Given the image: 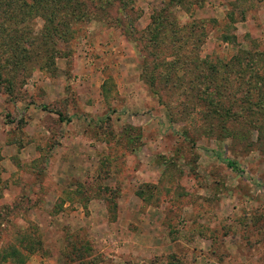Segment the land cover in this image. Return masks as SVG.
Here are the masks:
<instances>
[{
  "label": "rangeland",
  "instance_id": "374dc122",
  "mask_svg": "<svg viewBox=\"0 0 264 264\" xmlns=\"http://www.w3.org/2000/svg\"><path fill=\"white\" fill-rule=\"evenodd\" d=\"M86 1L0 17V264H264V0Z\"/></svg>",
  "mask_w": 264,
  "mask_h": 264
},
{
  "label": "trees",
  "instance_id": "16d2710c",
  "mask_svg": "<svg viewBox=\"0 0 264 264\" xmlns=\"http://www.w3.org/2000/svg\"><path fill=\"white\" fill-rule=\"evenodd\" d=\"M0 5H2V7H0V17L6 20L14 21V19L19 18V15L22 19L27 18L28 16L40 17L43 21V26L39 33L42 31L40 35L41 37H44L45 40L48 39V43H51L54 37H63L65 36V33L70 34L69 27L72 24L80 23L88 18L92 19L96 16L92 11L94 8L93 5L90 6L86 0H29V2L27 0H0ZM152 17L155 26L163 25L159 12H156L155 16ZM164 26H169L170 28V30L166 27L160 28L162 32L161 34L164 36H172L179 29L174 24L168 22L165 23ZM1 30L2 29H0V32ZM14 51V49L11 50V56L13 59H15V56L17 57ZM14 63L17 62L15 61ZM1 64L0 66L5 65ZM201 93L206 95V89L203 88ZM206 105L212 110L211 112L213 113L214 121L220 124L222 123L221 129H223L225 123L229 122L231 118L229 110L223 109L221 112H218L217 105L215 109V105L212 101L206 102ZM212 123L213 122L211 121V124ZM211 128L212 126H210V129ZM10 252L12 254L11 256L15 257L18 263L21 264L24 262L23 255L17 252L16 249L11 248Z\"/></svg>",
  "mask_w": 264,
  "mask_h": 264
}]
</instances>
